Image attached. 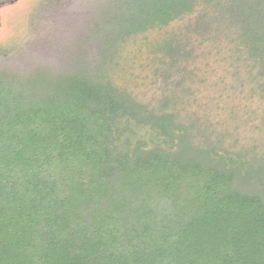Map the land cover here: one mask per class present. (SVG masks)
I'll return each instance as SVG.
<instances>
[{"label":"trees","instance_id":"1","mask_svg":"<svg viewBox=\"0 0 264 264\" xmlns=\"http://www.w3.org/2000/svg\"><path fill=\"white\" fill-rule=\"evenodd\" d=\"M158 31L147 99L120 70ZM197 38L264 103V0H99L90 57L0 68V264H264V134L189 111Z\"/></svg>","mask_w":264,"mask_h":264},{"label":"rangeland","instance_id":"2","mask_svg":"<svg viewBox=\"0 0 264 264\" xmlns=\"http://www.w3.org/2000/svg\"><path fill=\"white\" fill-rule=\"evenodd\" d=\"M98 7L99 0H0V68L30 72L42 65L59 71L70 68L79 56L90 57L86 32ZM169 30H180V26ZM164 32L133 38L124 50L122 80L147 99L161 92L162 80L154 76L149 46ZM200 40L192 42L193 55L185 62L186 71L193 74L185 81L190 87L189 111L218 130H229L231 141L238 138L248 144L261 138L264 103L233 89V67L224 60L228 55L222 43L200 44Z\"/></svg>","mask_w":264,"mask_h":264}]
</instances>
